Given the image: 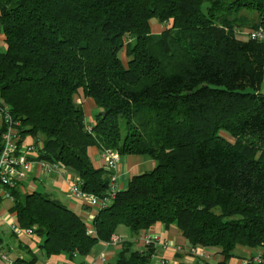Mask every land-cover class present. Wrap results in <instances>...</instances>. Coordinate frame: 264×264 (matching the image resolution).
Listing matches in <instances>:
<instances>
[{
  "label": "trees",
  "instance_id": "16d2710c",
  "mask_svg": "<svg viewBox=\"0 0 264 264\" xmlns=\"http://www.w3.org/2000/svg\"><path fill=\"white\" fill-rule=\"evenodd\" d=\"M259 29L264 0H0V152L9 130L20 148L33 140L32 166L55 164L65 176L44 172L98 199L113 171L92 166L91 148L155 163L95 213L92 231L53 195L22 189L30 168L10 189L16 226L69 263L119 226L138 236L156 223L215 250L218 264L236 247L264 257V40L238 36ZM133 247L123 242L111 264L151 263V243Z\"/></svg>",
  "mask_w": 264,
  "mask_h": 264
},
{
  "label": "crops",
  "instance_id": "0c3cea01",
  "mask_svg": "<svg viewBox=\"0 0 264 264\" xmlns=\"http://www.w3.org/2000/svg\"><path fill=\"white\" fill-rule=\"evenodd\" d=\"M261 92L264 94V88H262ZM78 97L77 101L82 104L86 117H90V121H92V110L94 109L92 101L83 98L81 91ZM89 155L94 168H104L105 165L100 162L101 154L96 148H91ZM154 166V161L149 157H121L116 171L118 190L121 191L126 188L131 176L150 171ZM21 187L29 194L34 190H38L41 193L53 195L83 218L86 226L91 223L87 220L89 214L94 216L96 213V210L87 207L82 202V199H75L69 194V183L65 182L61 176L46 174L38 164H34L31 167ZM4 202H9V205L5 207L3 205ZM11 206V201L0 200V220L6 223L11 231L9 236H5L0 232V264H26L24 262L31 259H35L33 264H67L68 259L63 255L44 256L40 248L43 242L42 238H38L35 235H27L24 230H21L20 233L12 231V226L15 225V216L9 211ZM151 236H155L156 240H153ZM114 237L119 238L123 242L134 241V251H142L144 249L146 237L152 240L151 244L155 249V253L151 258L150 264H218L224 260L223 256L219 255L215 250L191 248L186 243L181 232L173 225L165 227L160 223H156L138 236H132L125 227H118ZM120 247L121 244L106 245L99 243L87 257L77 259L72 264H81V262L90 264L92 261L99 260L100 255H104V260L100 261L99 264H111ZM262 255L263 250L260 248L236 247L232 256L226 262L227 264H264Z\"/></svg>",
  "mask_w": 264,
  "mask_h": 264
},
{
  "label": "built area",
  "instance_id": "2783aa9c",
  "mask_svg": "<svg viewBox=\"0 0 264 264\" xmlns=\"http://www.w3.org/2000/svg\"><path fill=\"white\" fill-rule=\"evenodd\" d=\"M248 37L252 40H264L263 32L259 29L257 31H249ZM11 121L10 117L5 118V122L9 123ZM30 141V140H29ZM30 145H26L23 143V146H26V149L18 147V140L10 139V130L9 134L5 137L4 145L2 146L0 152V200H8L12 202V196L10 194V189L15 185V183L20 182L24 179L26 173L30 170L32 163L27 160V155H33L35 153V146L33 140L30 141ZM34 152V153H33ZM105 158L104 165L107 166L110 170H112V174L110 175V185L108 196L104 199H98L92 195H85L79 191L78 185L69 184V190L72 197L75 199H82L84 197L90 196L96 199V205L94 209L97 211L99 209H103L108 207L111 204L113 199H111L110 194L113 192L114 186L116 183V171H117V163L118 156L117 154H113L111 152L104 154ZM39 167L45 172L58 171L62 176L65 174L62 170L55 164H48L45 162L37 163ZM3 188H6L5 190ZM117 190V186L115 188ZM90 220H93L92 214H89ZM12 231L16 233H20L21 229H19L16 225L12 226ZM27 235H32V231L30 229L24 230ZM153 240H156L155 236H151ZM145 239V237H144ZM152 240L146 237L145 244L151 243ZM121 243L119 238H112L111 242L107 245H117ZM104 260V255H100L99 260L92 261L90 264H99V262ZM70 264V263H67Z\"/></svg>",
  "mask_w": 264,
  "mask_h": 264
},
{
  "label": "rangeland",
  "instance_id": "374dc122",
  "mask_svg": "<svg viewBox=\"0 0 264 264\" xmlns=\"http://www.w3.org/2000/svg\"><path fill=\"white\" fill-rule=\"evenodd\" d=\"M150 28H151L152 34H154V35L159 34L164 29V27L162 25L158 24L155 21V19L150 20ZM247 31H245V30L242 31L241 33L238 34V36L241 37L242 39H245V37L248 36ZM246 34H247V36H245ZM120 57H121V59H122L123 62L126 61L125 53L121 52ZM262 88H264V81H263ZM30 144H31L30 141H27L26 142V145H30ZM100 158H101L100 159V162L104 164L105 163V158L102 155H100ZM115 175H117V172H116ZM116 186H117V184L114 186L113 192L110 194L111 199H114L115 198V194L119 191L118 190V187H117V190H115ZM82 202L85 203L86 206L89 207L90 209L94 208L95 205H96V199H94V198H92L90 196H87V197L82 198ZM3 205L6 207V206L9 205V202H4ZM96 208H97V205H96ZM87 220L89 222H91L90 224L87 225V227H88V229L90 231H92V221H90L89 216H88V219ZM119 227H123V226H119ZM0 232H2L5 236L11 235L10 229L8 228V226L6 225V223H4L2 220H0Z\"/></svg>",
  "mask_w": 264,
  "mask_h": 264
},
{
  "label": "clouds",
  "instance_id": "9594fccd",
  "mask_svg": "<svg viewBox=\"0 0 264 264\" xmlns=\"http://www.w3.org/2000/svg\"><path fill=\"white\" fill-rule=\"evenodd\" d=\"M116 176V175H115ZM6 201H8V200H6ZM98 211V210H97ZM96 211V212H97ZM93 218H94V216H93ZM93 221V220H92ZM16 225V224H15ZM21 230H25V229H21ZM32 231V230H31ZM33 233V232H32ZM32 235H34V234H32ZM113 238H116V237H113ZM112 240V239H111ZM111 240L109 241V242H106V243H104V244H108V243H110L111 242ZM123 243V241H121V243H118L117 245H119V244H122ZM69 263V262H68ZM70 264H72V263H70Z\"/></svg>",
  "mask_w": 264,
  "mask_h": 264
}]
</instances>
